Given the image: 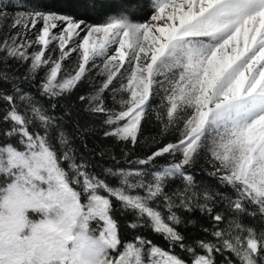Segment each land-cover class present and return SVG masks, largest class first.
<instances>
[{"label":"snow or ice","instance_id":"obj_1","mask_svg":"<svg viewBox=\"0 0 264 264\" xmlns=\"http://www.w3.org/2000/svg\"><path fill=\"white\" fill-rule=\"evenodd\" d=\"M0 264H264V0H0Z\"/></svg>","mask_w":264,"mask_h":264},{"label":"trees","instance_id":"obj_2","mask_svg":"<svg viewBox=\"0 0 264 264\" xmlns=\"http://www.w3.org/2000/svg\"><path fill=\"white\" fill-rule=\"evenodd\" d=\"M77 94H79V90H78ZM148 131H152V130L151 129H148ZM92 139H95V137L94 136L90 137V140H89L90 146H91V140ZM190 219H191V217H190ZM188 227H189V229H191L193 226L192 225H189ZM152 238H153L154 242L160 244L161 246H165V241L163 240L162 237L153 236Z\"/></svg>","mask_w":264,"mask_h":264},{"label":"rangeland","instance_id":"obj_3","mask_svg":"<svg viewBox=\"0 0 264 264\" xmlns=\"http://www.w3.org/2000/svg\"><path fill=\"white\" fill-rule=\"evenodd\" d=\"M30 50H31V49H30ZM74 60H75V57H73V61H74ZM71 64H72V62H67V63H66V66H67V67H71Z\"/></svg>","mask_w":264,"mask_h":264}]
</instances>
